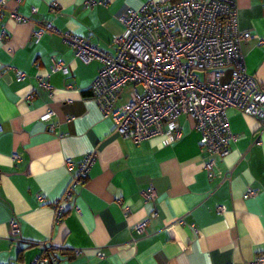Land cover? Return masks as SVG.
<instances>
[{
  "label": "crops",
  "instance_id": "obj_1",
  "mask_svg": "<svg viewBox=\"0 0 264 264\" xmlns=\"http://www.w3.org/2000/svg\"><path fill=\"white\" fill-rule=\"evenodd\" d=\"M145 1L87 7L83 0H5L0 8V264H29L46 240L55 246L50 253L59 252L46 264H241L264 251V128L257 118L227 108L234 139L208 174L192 117L178 115L177 140L121 137L92 97L100 63L83 62L58 34L33 35L51 21L114 52L113 38L123 30L118 15ZM235 7L240 28L252 35L242 44L245 68L264 89V0H235ZM12 8L29 19L8 16ZM53 59L69 72L51 70ZM91 150L85 179L72 185L55 221L54 202ZM247 185L257 190L254 197L243 198ZM150 186L155 195L145 199ZM143 220L146 231L137 233L134 224Z\"/></svg>",
  "mask_w": 264,
  "mask_h": 264
},
{
  "label": "built area",
  "instance_id": "obj_2",
  "mask_svg": "<svg viewBox=\"0 0 264 264\" xmlns=\"http://www.w3.org/2000/svg\"><path fill=\"white\" fill-rule=\"evenodd\" d=\"M100 2L83 0L87 7ZM4 3L5 0H0V8ZM8 16L16 21L29 19L15 8L8 10ZM117 18L123 30L113 38L114 52L82 35L62 31L51 21L39 24L33 31L36 38L44 33L58 34L83 62L100 63L90 83L91 93L101 113L112 118L115 133L135 143L154 135L177 140L182 135L178 115L187 114L194 119L199 132L200 147L207 153L203 166L210 174L216 160L228 154L234 139L227 108L257 118L264 128V89L248 74L242 52V44L252 35L239 26L235 0H146L138 8H126ZM50 68L69 72L61 60L53 59ZM22 76L23 72L18 71L17 78ZM39 83L49 87L42 77ZM126 86L131 88L129 98L118 103ZM51 114L49 109L41 118L47 120ZM18 157L19 154H13V158ZM94 159L95 151L91 150L78 162L77 173L54 202L55 221L64 212L62 203L72 198V185L85 179ZM64 163L71 165L68 158ZM256 193L255 188L247 185L242 196L254 197ZM142 194L148 199L155 191L150 186ZM224 209L223 204L216 206L218 213ZM10 224L17 232L12 219ZM146 227L147 220L134 224L137 233L145 232ZM41 246L43 252L29 264L56 263L59 252H49L55 249L53 243L46 240ZM241 264H264V251Z\"/></svg>",
  "mask_w": 264,
  "mask_h": 264
},
{
  "label": "rangeland",
  "instance_id": "obj_3",
  "mask_svg": "<svg viewBox=\"0 0 264 264\" xmlns=\"http://www.w3.org/2000/svg\"><path fill=\"white\" fill-rule=\"evenodd\" d=\"M198 72V74L200 75V76H202V72H200V71H197Z\"/></svg>",
  "mask_w": 264,
  "mask_h": 264
}]
</instances>
